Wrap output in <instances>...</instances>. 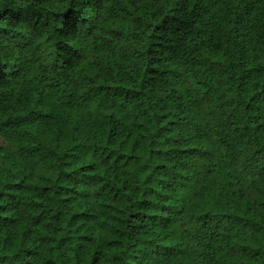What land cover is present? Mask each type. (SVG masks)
Listing matches in <instances>:
<instances>
[{
	"label": "trees",
	"instance_id": "obj_1",
	"mask_svg": "<svg viewBox=\"0 0 264 264\" xmlns=\"http://www.w3.org/2000/svg\"><path fill=\"white\" fill-rule=\"evenodd\" d=\"M0 264H264V0H0Z\"/></svg>",
	"mask_w": 264,
	"mask_h": 264
},
{
	"label": "rangeland",
	"instance_id": "obj_2",
	"mask_svg": "<svg viewBox=\"0 0 264 264\" xmlns=\"http://www.w3.org/2000/svg\"><path fill=\"white\" fill-rule=\"evenodd\" d=\"M4 144L5 142L2 139H0V145H4Z\"/></svg>",
	"mask_w": 264,
	"mask_h": 264
}]
</instances>
